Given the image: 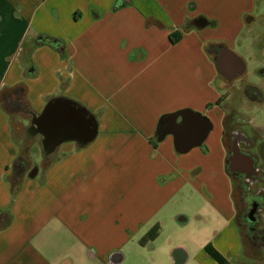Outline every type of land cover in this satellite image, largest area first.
Wrapping results in <instances>:
<instances>
[{"label": "crops", "instance_id": "0c3cea01", "mask_svg": "<svg viewBox=\"0 0 264 264\" xmlns=\"http://www.w3.org/2000/svg\"><path fill=\"white\" fill-rule=\"evenodd\" d=\"M262 4L0 0V94L24 84L36 114L53 99L71 100L100 129L88 146L63 144L36 178L24 176L15 189L13 169L23 150L14 116L0 105V211L11 215L7 227L0 215V264H125L130 251L145 256L148 249L162 254L159 264H191L193 256L207 263L208 244L193 255L185 243L159 245L160 235L141 243L157 225L186 226L192 210L206 218L203 205L224 221L211 245L228 261L238 257L244 243L225 141L230 97L218 105L229 89L221 82L226 77L220 52L208 47L226 43L242 60L233 46L245 15ZM93 10L103 12L102 19H94ZM199 17L210 26L182 32ZM175 31L182 39L174 44ZM63 46L67 59L58 52ZM260 54L264 58V49ZM183 110L206 116L214 126L201 147L185 154L176 150L173 135L157 139L160 120ZM24 122L30 126L31 117ZM37 138L42 148L41 136L34 145Z\"/></svg>", "mask_w": 264, "mask_h": 264}, {"label": "rangeland", "instance_id": "374dc122", "mask_svg": "<svg viewBox=\"0 0 264 264\" xmlns=\"http://www.w3.org/2000/svg\"><path fill=\"white\" fill-rule=\"evenodd\" d=\"M263 4L259 9H256L251 14H246L248 18L244 21L246 24L242 35L238 38L236 44L233 46L236 50V52L242 57V60L246 63L247 66V72L244 75V81L247 80L252 84L260 86V88L263 91L264 94V76H260L259 74L255 73V70L257 68H261L262 70H259V73L264 72V58L261 56V54L258 52L257 59L255 58L253 49H252V40L255 42H260L262 38V31L264 27H261L258 20L264 18V0ZM258 0V3L262 2ZM191 7V6H190ZM198 19V18H197ZM194 23L193 21L187 22V24L182 28V32H188L191 29H194ZM180 31H175L173 33L175 34H181ZM252 39V40H251ZM253 43V44H254ZM257 43V44H258ZM223 46L227 48H231L226 43H219L218 45H215L214 48H211L212 50L221 51ZM221 82L228 87V91H225L224 95L229 93V100L225 103L226 108V121H227V129L228 133L226 136V143H228V156H231V143H230V134L229 131H241L245 132L248 136H253L254 129L257 127H264V106L260 105H254L247 101L243 96L241 97L240 93L243 92V84L245 82L238 81V82H231L227 83V80L223 77H221ZM246 81V82H247ZM247 117L251 119V123H245V118ZM24 118L30 119V117L26 115H15L13 117V124H14V131L16 134V138L18 141H20L21 149L23 150V153L20 155V158L17 160L20 161L23 156H25L27 161V171L25 174V177H28V174L35 168L38 167L39 170L44 169L45 166L49 163V158H46L43 149L41 148L39 144V139L37 138V144L36 147L34 145V138L30 137L27 134V127L24 125ZM26 124V123H25ZM244 124V125H243ZM244 133V134H245ZM264 144V137L257 143L255 148H249L247 149L249 152H251L255 158L258 161V165H261V158L258 155L260 146ZM229 162V161H228ZM262 166V165H261ZM15 168V166H14ZM228 169L230 171V162L228 163ZM14 171V169H13ZM14 175V174H13ZM233 175V174H232ZM234 181V193L236 195V203L238 208V221L241 226L242 230V238L244 243V248L242 249V252L237 256H234V258H230L229 262L231 264H258L260 261V258L264 259V252H261L258 250L256 246H252L250 242V238L247 236V232L242 226L245 221L243 219V215L247 212L246 204L247 201L246 194L242 193L243 189V182L239 180L237 176L232 177ZM262 180H264V176H262ZM252 191H257L256 187H251ZM195 200V198H194ZM195 202V201H192ZM184 206V205H183ZM185 207L188 208V203H185ZM193 208H195V203ZM190 211V210H188ZM190 214L191 220L186 226H181L180 224L176 223L175 221H172L166 224H162V229L160 231V237L158 238V244H168L170 242L175 243H185L189 245V248L191 250V253L193 255L196 254V250L199 247L204 246L205 244L211 245L216 239L217 233L220 231L221 227L224 225V221L221 219L219 213L215 211L213 207L210 205H203V215L206 218H201L200 216H197L195 214L194 210ZM190 213V212H189ZM260 216L264 218V213H260ZM264 229V226H263ZM161 246H159L160 248ZM147 255H136L134 251H130V257L128 261L125 264H159L158 262L162 261V254L154 253L153 251H147ZM133 254V255H132ZM132 255V256H131ZM136 255V256H135ZM155 256H159L158 259ZM191 264H199V262L196 260V258H192ZM202 264H217L214 260L211 258L207 263ZM260 264H264V262H261Z\"/></svg>", "mask_w": 264, "mask_h": 264}, {"label": "water", "instance_id": "95a60500", "mask_svg": "<svg viewBox=\"0 0 264 264\" xmlns=\"http://www.w3.org/2000/svg\"><path fill=\"white\" fill-rule=\"evenodd\" d=\"M194 26L198 29H205L210 26L209 21L204 17L194 20ZM234 56V51L227 50ZM223 64V62H221ZM181 119V122L179 120ZM214 126L204 115L192 110H183L168 116L163 120L157 132V139L162 142L167 136H174L176 150L185 154L196 147H201L212 132ZM99 123L90 112L75 102L64 98L53 99L48 102L43 112L31 117V124L27 129L30 137H42L41 145L46 158H50L57 150L67 142H75L85 147L93 143L99 135ZM234 150L235 158L232 159L231 172H237L239 155ZM248 158L250 167L255 168L254 161ZM39 168L35 167L29 174V178H36ZM256 209L254 208L252 215ZM182 223L183 220L180 218ZM123 260L118 262L122 264Z\"/></svg>", "mask_w": 264, "mask_h": 264}, {"label": "flooded vegetation", "instance_id": "af4514ba", "mask_svg": "<svg viewBox=\"0 0 264 264\" xmlns=\"http://www.w3.org/2000/svg\"><path fill=\"white\" fill-rule=\"evenodd\" d=\"M227 50L226 47H223L219 55L220 62H223L224 64L226 60L228 61L227 63L230 64V66L225 67L221 65L220 69L224 76L229 83L233 81L245 82L243 84V92L241 91L240 93L241 97L243 96L247 101L254 105L264 106V94L262 89L260 86L247 83L246 80L244 81L245 74L243 71L245 70V65H243L241 58L226 52ZM228 67H230V69ZM260 74H263L262 76H264V72L259 73V75ZM244 133L245 132L236 130L230 132L231 156L229 157V172L233 174L231 177L237 176L239 180L243 182L244 187L242 193H245L247 198V201L245 202L247 212L243 215L245 223L242 226H244L247 236L250 238L251 245L256 246L259 248L258 250L264 252V218L263 216H260V213H264V180H262L264 163L261 159L262 166L258 165L255 156L247 150L249 148H255L256 146H252L249 141V138L252 136H248ZM234 150L239 151V161L237 162L238 171L232 173V159L235 158ZM247 157H250L254 161V169L250 167ZM251 187H256L257 191H252ZM254 208L256 209V212L252 215Z\"/></svg>", "mask_w": 264, "mask_h": 264}, {"label": "trees", "instance_id": "16d2710c", "mask_svg": "<svg viewBox=\"0 0 264 264\" xmlns=\"http://www.w3.org/2000/svg\"><path fill=\"white\" fill-rule=\"evenodd\" d=\"M261 1V0H260ZM117 7H114V11L117 10ZM92 15L94 17V19L99 20L102 19V17L104 16L103 12L99 11V10H93L92 11ZM245 20L248 18L247 15H245ZM258 22L260 23L261 27H264V18L258 20ZM182 39V35L181 34H175L172 33L170 35V40L172 41V43H178L180 40ZM54 41H60V40H54ZM256 50L261 53L262 50L264 49V33L262 34V38L260 40V42L258 44H255ZM208 50H211V46L208 47ZM58 52L60 53L61 57L63 59H67L68 58V54L65 50V47L63 46L62 48L58 49ZM134 54V53H133ZM132 54V55H133ZM27 88L24 84L18 85L16 87L13 88H7L4 89L1 94H0V105L2 106V108L10 115V116H15V115H26L28 117H32L33 115H35L36 113L32 110L28 100H27ZM229 98V93L225 94L224 96H222V98L220 99V101L218 102V105L223 104L227 99ZM78 106H80L78 104ZM214 105L210 104L208 106V108H212ZM81 107V106H80ZM168 116H164L159 123V127H161V124L163 122V120H165ZM251 119L245 117V123H251ZM231 131H229L230 134ZM228 131H226V136H227ZM264 137V127H257L254 129V134L252 137L249 138V141L251 143L252 146H256L257 143ZM226 141V139H225ZM227 148H229L228 143H226ZM259 156L262 159L263 163H264V144L260 146V150H259ZM229 161V160H228ZM27 171V161L25 156H23V158L18 161L15 164V168H14V175H13V184H14V188L16 189L18 184L20 183V181L22 180V178L25 176ZM228 173L230 176H232V174L229 172L228 169ZM263 176H264V166H263ZM14 194H15V190H14ZM0 215H2V219H1V225L2 227H7L10 225L11 223V215L9 213H5L0 211ZM238 220V217H237ZM239 223V221H238ZM240 224V223H239ZM160 231H161V227L160 225L155 226L141 241L142 244H146L149 242H153L155 241L159 235H160ZM207 253L210 255V257L212 259H214V261L217 264H231L224 256H222L212 245H209L206 248Z\"/></svg>", "mask_w": 264, "mask_h": 264}]
</instances>
